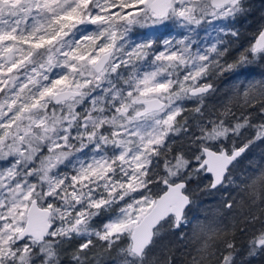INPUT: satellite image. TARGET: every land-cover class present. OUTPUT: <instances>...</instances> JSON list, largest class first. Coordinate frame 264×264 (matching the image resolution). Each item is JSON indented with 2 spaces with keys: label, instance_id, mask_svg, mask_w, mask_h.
Returning <instances> with one entry per match:
<instances>
[{
  "label": "snow or ice",
  "instance_id": "1",
  "mask_svg": "<svg viewBox=\"0 0 264 264\" xmlns=\"http://www.w3.org/2000/svg\"><path fill=\"white\" fill-rule=\"evenodd\" d=\"M251 11L0 0V264H185L172 246L198 229L203 253L217 216L239 219L216 264H264V211L231 195L264 186V20L230 23ZM199 193L222 204L188 236Z\"/></svg>",
  "mask_w": 264,
  "mask_h": 264
},
{
  "label": "trees",
  "instance_id": "2",
  "mask_svg": "<svg viewBox=\"0 0 264 264\" xmlns=\"http://www.w3.org/2000/svg\"><path fill=\"white\" fill-rule=\"evenodd\" d=\"M249 7L252 9L246 16H241L237 20H233V24L242 33L243 40L249 41L254 38L255 23L257 20H264V0H249ZM256 73H264V66H253ZM255 78H261L259 76ZM243 80V77H240ZM231 77H226L218 84V91L226 90L231 86ZM257 162L259 161V150L253 157ZM251 166V162H245L242 169H237L235 175L243 179L247 172V169ZM237 191L231 193V195L240 201V207L238 209L240 215H244L252 210L264 211V186L257 185L255 188H249L247 185L240 184L237 181L233 186ZM225 194V198L227 197ZM198 202L193 206V213L188 216L189 223L185 225V233L188 236L192 235L193 229H197V225L204 222L206 217L212 216L218 210L222 204V199L219 194L212 195L210 193H199L197 197ZM199 217V219H197ZM217 220L220 222V231L210 235L207 238L208 247L203 253H198L196 249L200 247L201 241L204 239L203 234L199 233L197 229V237L195 240L186 241L187 246L175 245L172 246V250L175 252L177 257L190 264L193 256L200 257V264H216V258L214 256L215 245L219 244L225 238H231L233 235H238L233 230L231 225H236V221L239 217L223 218L217 216ZM241 246H243L241 244ZM179 249L178 252L175 250ZM159 260L160 258L157 257ZM161 264L166 262L161 261Z\"/></svg>",
  "mask_w": 264,
  "mask_h": 264
},
{
  "label": "rangeland",
  "instance_id": "3",
  "mask_svg": "<svg viewBox=\"0 0 264 264\" xmlns=\"http://www.w3.org/2000/svg\"><path fill=\"white\" fill-rule=\"evenodd\" d=\"M230 23H232V24H233V22H232V21H230ZM188 220H189V218H188Z\"/></svg>",
  "mask_w": 264,
  "mask_h": 264
}]
</instances>
